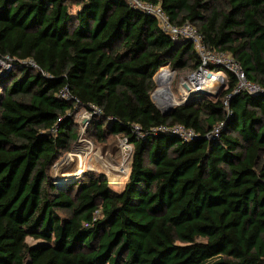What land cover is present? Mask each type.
<instances>
[{"label":"trees","instance_id":"16d2710c","mask_svg":"<svg viewBox=\"0 0 264 264\" xmlns=\"http://www.w3.org/2000/svg\"><path fill=\"white\" fill-rule=\"evenodd\" d=\"M143 1L261 90L209 63L220 92L163 115L155 73L201 66L189 39L126 0H0V264H264V0ZM82 109L88 137L132 145L120 191L104 172L55 181Z\"/></svg>","mask_w":264,"mask_h":264},{"label":"rangeland","instance_id":"374dc122","mask_svg":"<svg viewBox=\"0 0 264 264\" xmlns=\"http://www.w3.org/2000/svg\"><path fill=\"white\" fill-rule=\"evenodd\" d=\"M8 66V61L0 57V73L1 70L5 72L6 69H8ZM165 68L162 69L163 71L161 68L159 69L161 70V81L160 79L158 80L157 77L159 70L155 73L156 88L152 93L153 101L162 110L167 107L168 104L178 105L179 100L177 98L180 99L181 97L180 90L185 86L184 83H188V81L191 82L192 79H195L197 71L200 70V67L189 70H175L174 77L172 76L169 82L164 83L165 80L171 77H169L171 73L167 72L168 68ZM203 69H207V67ZM208 69L210 68L208 67ZM223 83L224 84H219L216 94L219 93L225 85V82ZM164 87L173 93H171V98L168 99L167 106L162 105L161 95L159 94V90ZM198 93L201 92L196 89L190 94ZM88 118V112L82 109L79 112L77 119L80 124V134L78 141L76 142L77 144L72 151L64 154L52 168L55 181H59L58 183L60 184L61 181L68 180L64 183L65 185H68L69 183L78 180L86 171L104 172L109 178L111 187L115 191H120L127 179V173L129 171V162L127 160L129 154H127V150H129L130 144L120 136H113L104 143L90 136L88 137L85 130L86 123L89 120ZM84 121L85 123H83ZM27 241L30 245H35L40 242V240H35L31 237H28Z\"/></svg>","mask_w":264,"mask_h":264},{"label":"built area","instance_id":"2783aa9c","mask_svg":"<svg viewBox=\"0 0 264 264\" xmlns=\"http://www.w3.org/2000/svg\"><path fill=\"white\" fill-rule=\"evenodd\" d=\"M126 1L133 8L142 9L146 13L154 16L158 21L159 26L172 37L189 39L192 42L195 51L200 56L202 65L199 66L200 70L197 71L196 78L192 79L191 82L188 81V83L187 82L184 83L185 86L183 87V89L180 90V96H181L180 99L175 96L179 100L178 101L179 103L177 102L178 104L187 101L193 95L190 93L196 89L201 93L206 92L212 96L218 94V93L216 94V91L219 88V84H224L223 82H226L227 73L223 70L217 71V70L208 69L209 63L225 64L228 68L232 69L240 79L238 90L247 89L251 92H258L261 90V88L258 85L248 82L245 79V75L240 65L234 60V58H232L228 54L219 53L210 49L205 42L203 34L192 23L185 22L180 25L173 24L170 20L169 15L163 10L160 4L143 1V0H126ZM7 61L9 63L8 69H11L10 60ZM164 65H162L163 67L160 66L161 70L167 67L168 71L171 73V77L164 81V83L165 82L167 83L171 80L172 76L174 77L175 70L171 68L169 63H166L165 66ZM205 67H207V69H203ZM161 70H159L157 73L158 80L160 75L159 73ZM215 77L217 78V80H214L212 83L211 79H214ZM226 104H228L227 101ZM166 128L167 127H164V129ZM171 129L185 136L186 138L192 137L194 135V132L192 130H186L181 125H175L171 127ZM129 147L130 148L129 150H127V154H130L132 150V145H129Z\"/></svg>","mask_w":264,"mask_h":264},{"label":"bare ground","instance_id":"6f19581e","mask_svg":"<svg viewBox=\"0 0 264 264\" xmlns=\"http://www.w3.org/2000/svg\"><path fill=\"white\" fill-rule=\"evenodd\" d=\"M164 69V68H163ZM166 69V68H165ZM163 71V70H162ZM167 72L168 73H170L168 70H167ZM160 74V73H159ZM167 75H169V74H167ZM171 76V74L169 75V77ZM159 79H160V75H159ZM214 80H217L216 78H214V79H212L211 81H212V83H213V81ZM160 81H161V79H160ZM163 81V80H162ZM171 93L172 92H170L169 90H167V88H162V89H160L159 90V94L161 95V100H162V105L163 106H167V104H168V99L169 98H171ZM173 94V93H172ZM169 105V104H168ZM68 180H63V181H61V183L60 184H64L65 182H67Z\"/></svg>","mask_w":264,"mask_h":264},{"label":"water","instance_id":"95a60500","mask_svg":"<svg viewBox=\"0 0 264 264\" xmlns=\"http://www.w3.org/2000/svg\"><path fill=\"white\" fill-rule=\"evenodd\" d=\"M175 106H176V104L175 105L174 104H170L167 107H165L163 110L162 109H160V110L163 113V115H169L170 112L174 109ZM83 123H85V121Z\"/></svg>","mask_w":264,"mask_h":264}]
</instances>
